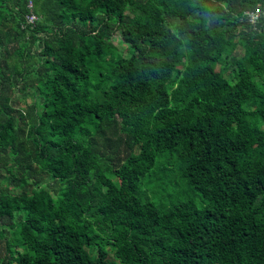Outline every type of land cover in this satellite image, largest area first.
Instances as JSON below:
<instances>
[{
  "label": "trees",
  "instance_id": "trees-1",
  "mask_svg": "<svg viewBox=\"0 0 264 264\" xmlns=\"http://www.w3.org/2000/svg\"><path fill=\"white\" fill-rule=\"evenodd\" d=\"M27 2L0 0V264H264V0Z\"/></svg>",
  "mask_w": 264,
  "mask_h": 264
},
{
  "label": "built area",
  "instance_id": "built-area-1",
  "mask_svg": "<svg viewBox=\"0 0 264 264\" xmlns=\"http://www.w3.org/2000/svg\"><path fill=\"white\" fill-rule=\"evenodd\" d=\"M27 8L29 9L30 13L25 17V22L27 25H33L37 20V17L32 13V0H28ZM244 16L246 17L249 24L255 25L260 20H263L264 24V8H255L254 10L246 11L244 12Z\"/></svg>",
  "mask_w": 264,
  "mask_h": 264
},
{
  "label": "rangeland",
  "instance_id": "rangeland-1",
  "mask_svg": "<svg viewBox=\"0 0 264 264\" xmlns=\"http://www.w3.org/2000/svg\"><path fill=\"white\" fill-rule=\"evenodd\" d=\"M117 35H118V34H116L115 37H117ZM113 44H114V46L117 47L118 49H120V50L122 49L121 45H120L119 42H118V39H116V38L113 39ZM7 236L9 237V235H7Z\"/></svg>",
  "mask_w": 264,
  "mask_h": 264
},
{
  "label": "bare ground",
  "instance_id": "bare-ground-1",
  "mask_svg": "<svg viewBox=\"0 0 264 264\" xmlns=\"http://www.w3.org/2000/svg\"><path fill=\"white\" fill-rule=\"evenodd\" d=\"M248 22V21H247Z\"/></svg>",
  "mask_w": 264,
  "mask_h": 264
}]
</instances>
